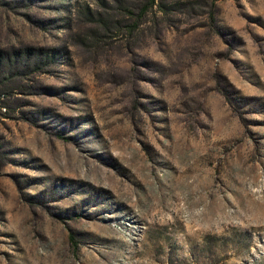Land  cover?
I'll list each match as a JSON object with an SVG mask.
<instances>
[{
  "label": "rangeland",
  "instance_id": "1",
  "mask_svg": "<svg viewBox=\"0 0 264 264\" xmlns=\"http://www.w3.org/2000/svg\"><path fill=\"white\" fill-rule=\"evenodd\" d=\"M0 264H264V0H0Z\"/></svg>",
  "mask_w": 264,
  "mask_h": 264
}]
</instances>
